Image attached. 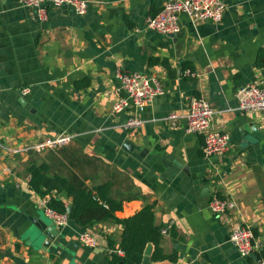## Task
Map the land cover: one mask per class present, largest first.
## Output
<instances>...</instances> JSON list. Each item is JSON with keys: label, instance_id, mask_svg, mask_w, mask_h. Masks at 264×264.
Instances as JSON below:
<instances>
[{"label": "crops", "instance_id": "0c3cea01", "mask_svg": "<svg viewBox=\"0 0 264 264\" xmlns=\"http://www.w3.org/2000/svg\"><path fill=\"white\" fill-rule=\"evenodd\" d=\"M90 1L84 15L49 8L40 22L20 0H0V143L75 137L42 154L6 157L0 148V264H109L122 225L103 222L86 230L97 240L94 248L80 242L84 232L73 221L58 227L45 207L51 198L67 207L73 202L58 178L89 188L109 185L110 198L122 203L119 219L152 205L156 225L168 228L163 252L176 259L154 262L152 245L150 264L264 259V112L242 114L236 99L240 87H264V68L256 67L264 48V0H223L220 23L194 27L181 15L175 38L146 28L165 0ZM117 72L153 75L163 87L142 113L140 128L125 129L128 114L113 111L125 97ZM199 97L217 111L214 128L230 136L224 156L206 158L204 136L185 133L181 117ZM170 114L179 116L174 124L165 120ZM31 165L48 168L44 196L30 186ZM215 196L237 207L214 215L209 203ZM39 220L60 231L48 247ZM241 225L250 226L257 243L246 258L230 242Z\"/></svg>", "mask_w": 264, "mask_h": 264}, {"label": "built area", "instance_id": "2783aa9c", "mask_svg": "<svg viewBox=\"0 0 264 264\" xmlns=\"http://www.w3.org/2000/svg\"><path fill=\"white\" fill-rule=\"evenodd\" d=\"M90 0H20L24 8L34 10L40 22L47 21L49 8L67 7L78 15L88 12ZM227 7L223 0H165L163 8L154 17L146 21V28L163 35H177L181 32L180 16L185 15L194 27L200 23H220L223 20ZM116 79L120 84L125 97L120 98L113 106L114 113L128 114L127 121L123 124L125 129H137L145 124L141 118L145 108L157 97L163 94L160 81L153 75L146 73L117 72ZM29 89H24L23 94H29ZM238 101L237 110L242 114L264 112V87L258 83L240 87L236 92ZM217 111L210 102L204 98H193L189 108L181 118L185 120V133L188 135H203V152L206 158L224 156L230 149V136L214 128ZM179 119L177 114H170L165 119L174 124ZM74 135L61 133L28 145L5 146L0 143L6 157H15L21 154H42L59 150L69 146ZM236 203L231 198L213 197L209 208L214 215L222 216L235 210ZM46 214L58 227H64L69 222L68 214H59L45 207ZM163 234H167L165 228ZM80 242L87 247L97 246L96 238L90 232L80 235ZM230 242L237 248L239 254L246 258L257 250L256 238L250 226H236L230 235ZM114 253L122 256L124 253L117 249ZM256 264H264V259H257Z\"/></svg>", "mask_w": 264, "mask_h": 264}, {"label": "trees", "instance_id": "16d2710c", "mask_svg": "<svg viewBox=\"0 0 264 264\" xmlns=\"http://www.w3.org/2000/svg\"><path fill=\"white\" fill-rule=\"evenodd\" d=\"M256 67L259 69L264 68V48L260 49L258 53ZM88 84L86 83L83 86L85 87ZM29 171L31 174V188L43 196L46 195V193L41 192L40 185L48 168L43 165H31ZM58 180L67 190L69 197L73 199V223L82 229L83 232L103 222H113L122 225L123 233L119 249L123 251L124 256H118L114 253L116 251L114 250L109 264H142L145 250L149 244L154 247L152 255L154 262L176 259V255L167 256L163 252L161 247L163 240L162 231L166 227L164 225H156L155 212L152 205L145 206L134 216L119 219L116 216V212L122 209V203H116L110 198L109 185L89 188L84 182L79 180L67 181L61 178H58ZM47 207L59 214H67L68 207L61 200L51 198ZM109 246H111L112 250L114 249V245L111 242Z\"/></svg>", "mask_w": 264, "mask_h": 264}, {"label": "water", "instance_id": "95a60500", "mask_svg": "<svg viewBox=\"0 0 264 264\" xmlns=\"http://www.w3.org/2000/svg\"><path fill=\"white\" fill-rule=\"evenodd\" d=\"M176 35H169V37L171 38H175ZM34 105H37L35 103H33ZM249 127H251V131L253 132L254 135L256 136H261L260 131L258 130L257 126L254 124H250ZM247 129V127H245ZM133 148V146H128V149ZM73 212H74V207L73 206H69L67 209V214L69 217L70 221L74 220V216H73ZM38 228L41 232L42 236H45L48 240L45 242L44 246L48 247L50 246L51 242L55 240V238L57 236H59L60 231L56 228L55 225L53 224H47L45 222H42L41 220H39V222L37 223ZM151 252H152V245L149 244L145 250V254L143 257V261L142 264H150L151 260H150V256H151Z\"/></svg>", "mask_w": 264, "mask_h": 264}]
</instances>
